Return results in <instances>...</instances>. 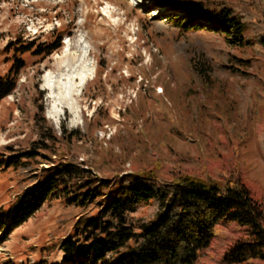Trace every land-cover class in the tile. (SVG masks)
Wrapping results in <instances>:
<instances>
[{
	"label": "rangeland",
	"instance_id": "obj_1",
	"mask_svg": "<svg viewBox=\"0 0 264 264\" xmlns=\"http://www.w3.org/2000/svg\"><path fill=\"white\" fill-rule=\"evenodd\" d=\"M198 4H225L252 24L264 22V0H0V76L14 59L25 63L0 100V219L33 176L65 158L104 178L151 167L220 180L233 171L264 206V50L256 41L234 46L218 20L187 11ZM81 31L96 71L77 96L81 118L73 124L67 109L50 114L43 77L58 70L66 37ZM52 42L61 45L35 53ZM28 43L34 47L21 52ZM41 139L55 145L50 157L39 152L26 165H5L10 150ZM77 218L51 199L11 232L0 225V264H74L59 242ZM212 251L198 264H212Z\"/></svg>",
	"mask_w": 264,
	"mask_h": 264
},
{
	"label": "trees",
	"instance_id": "obj_2",
	"mask_svg": "<svg viewBox=\"0 0 264 264\" xmlns=\"http://www.w3.org/2000/svg\"><path fill=\"white\" fill-rule=\"evenodd\" d=\"M187 11L218 20L233 34L234 46L248 47L256 41L264 50V22L252 24L225 4H198ZM60 45H37L35 53L49 55ZM33 47L28 43L21 52ZM233 57L234 62L246 61ZM234 62L228 66L232 71ZM24 65L18 57L0 76V100L15 88V75ZM73 135L64 134L68 144ZM54 147L44 139L33 141L26 151L10 150L5 165H26L39 152L50 157ZM33 179L0 225L11 232L48 200H62L78 212L73 232L59 242L65 260L74 264H198L202 253L210 250L212 264H264V206L240 173L232 171L220 180L151 167L104 178L84 163L65 158L43 167ZM144 207L148 210L140 214Z\"/></svg>",
	"mask_w": 264,
	"mask_h": 264
},
{
	"label": "bare ground",
	"instance_id": "obj_3",
	"mask_svg": "<svg viewBox=\"0 0 264 264\" xmlns=\"http://www.w3.org/2000/svg\"><path fill=\"white\" fill-rule=\"evenodd\" d=\"M91 46L84 31L74 37H66L58 70H47L43 77L44 87L52 99L50 114L59 117L67 109L73 124L81 118L77 96L96 71L95 62L90 57ZM59 262L60 259L56 264Z\"/></svg>",
	"mask_w": 264,
	"mask_h": 264
},
{
	"label": "built area",
	"instance_id": "obj_4",
	"mask_svg": "<svg viewBox=\"0 0 264 264\" xmlns=\"http://www.w3.org/2000/svg\"><path fill=\"white\" fill-rule=\"evenodd\" d=\"M55 23H57V22H55Z\"/></svg>",
	"mask_w": 264,
	"mask_h": 264
}]
</instances>
